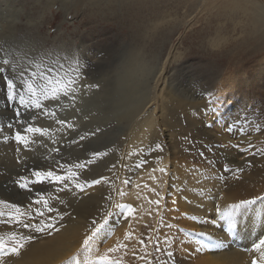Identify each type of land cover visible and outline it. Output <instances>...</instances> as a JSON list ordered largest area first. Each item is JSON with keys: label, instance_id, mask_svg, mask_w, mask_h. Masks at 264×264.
<instances>
[{"label": "rangeland", "instance_id": "374dc122", "mask_svg": "<svg viewBox=\"0 0 264 264\" xmlns=\"http://www.w3.org/2000/svg\"><path fill=\"white\" fill-rule=\"evenodd\" d=\"M49 2L50 0H0V17H6L2 18V22L5 20V24L7 21V25L10 23L7 27L4 23L0 24L5 26L0 44L7 42L20 47L19 51L13 47L17 62L4 65L6 70L0 74V151L3 153L0 152V199L4 200L0 203L2 241L6 238L12 240L13 233L37 234L29 233L11 219L16 214V208L10 205H16L20 212L25 213L20 219L26 223L43 219L59 227V217L63 216L65 220L70 216L69 211H74L80 205V198L70 193L71 190L74 191L77 185L88 181L92 176L106 173L113 167L114 158L122 152L121 144L126 138L129 121L127 117H116L109 113L115 108L113 102L116 97L120 96L114 94L119 64L130 51L145 55V60L149 61L147 69L151 72L140 79L146 93L150 94L152 90L155 79L151 80L153 73L164 63H167L166 83L174 90L171 89L175 93L174 97H178L180 101L187 100L190 96L191 99H197L203 95L202 99L208 96L207 102H210V86L216 80L220 83L228 75H233L239 89L249 82L247 95L251 103L256 105L254 113L264 115V73L259 72L264 67V23L258 27L254 24L255 18L264 21V15L252 13V8H257V5L264 7V0H55L54 10L42 12L43 6ZM236 2L248 11L234 13L231 9ZM62 3L66 8H61ZM244 22L245 30L249 33L232 30L233 24ZM217 39L227 42L219 49H214L213 42ZM66 49H70L79 59L80 66L95 55V59L90 60L94 63L90 71L93 77L96 72L105 74L104 71H108V77L112 80L106 82L105 95L100 92L103 84L89 80V85H99L92 88L98 89L96 91L102 94V98H96L88 92L81 98L78 90L74 101L64 97L63 89L68 76L63 72L53 76L50 83L42 80L39 75L32 76V70L23 79L20 78L21 69L29 64V61L24 60L25 52L29 57L42 59L44 65H49L53 63L54 53L62 57ZM98 58H102L100 63L96 62ZM38 71H44L47 75L46 68ZM70 75L74 76L75 73ZM10 76L15 87L8 86ZM101 77L96 79L100 80ZM256 77L259 80L254 82ZM85 82H82L85 85L82 86L92 89ZM30 86L35 89L34 92L30 91ZM41 89L47 96L41 94ZM54 91L58 94L56 100L51 99ZM134 95L138 96L136 92L132 93ZM37 103L41 105L40 108L36 107ZM187 108H175L182 121L178 123V127L173 126L177 130L168 131L174 144L178 145L180 137L181 148L193 149L202 142L195 138L197 131L191 126L192 118L187 116ZM92 112H99L101 115L97 118L90 117ZM61 120L64 121L63 124L58 122ZM160 127L161 124L156 127L158 134L152 143L153 147L144 150L141 156L145 162L152 163L147 168L155 167L165 159L164 152L160 154L155 150L163 147L161 141L165 140ZM27 128L40 131L29 132L26 131ZM17 133L27 141L26 144L16 141ZM162 150L164 151L162 148L160 152ZM187 162L194 164L196 161L187 159ZM37 172L41 173L39 177L35 175ZM47 172L66 179L62 182L55 181L46 177ZM239 173L236 169L232 176L236 177ZM21 184L25 187L22 188ZM108 190L109 186L105 185L100 199L85 206L89 209L102 206L108 197ZM38 200L41 203H36ZM43 201H47L52 212L48 211ZM110 209L111 206L102 216H94L90 215L92 213L81 212L84 209L79 208V214L70 216L62 225L72 220L74 223L91 225L92 228V221L102 223ZM38 212H43V217L36 215ZM159 215L160 213L156 215V223L153 216L148 215L143 219L141 215L143 223L140 227L132 225L130 234L136 232L137 242L128 249V253L142 252L127 264H194L196 257L188 256L190 252L186 250L187 243L183 242L180 246L170 242L171 238L162 230ZM31 216L35 220H30ZM56 232L38 233L41 236L33 244L48 242ZM101 233L90 241V248H80L62 264H105L99 259L102 256H107L106 264H110L113 256L110 255L108 246L102 245L98 239ZM89 234L90 232L87 235ZM140 240H144L143 245L139 243ZM183 241L187 242L186 239Z\"/></svg>", "mask_w": 264, "mask_h": 264}, {"label": "bare ground", "instance_id": "6f19581e", "mask_svg": "<svg viewBox=\"0 0 264 264\" xmlns=\"http://www.w3.org/2000/svg\"><path fill=\"white\" fill-rule=\"evenodd\" d=\"M60 5L61 8H66L64 3ZM254 8H252L253 14L264 15L263 6L257 5V8ZM231 10L234 13L248 11L238 2ZM8 16L11 18V15ZM2 18L6 17H0V24L5 22V20L2 22ZM7 23L8 21L4 23L6 27L10 25ZM263 23L264 21L260 18L254 20L257 27L262 26ZM238 24H233L232 30L236 32L238 29L240 33L245 32V22ZM3 27L5 26H0V37L4 36ZM247 33L249 32L246 31ZM225 42L217 39L213 42L214 49L224 46ZM145 57L139 52L130 51L124 56V61L119 64L120 72L116 73L118 83L114 94L120 96L116 97V101L113 102L115 108L109 111V114L128 118L126 138L121 144L122 152L118 153L116 159L114 158L113 167L108 172L92 176L87 183H82L83 191L80 187L75 188L74 191L71 190L70 193L80 198L81 206H77L78 208L74 211H69L70 216L78 215L79 208L84 209L81 212L102 216L111 206L108 215H105L106 218L108 217V223L98 239L101 240L102 245L108 246V250L111 247L118 248L119 245L124 247L109 251L113 256L109 261L110 264H127L141 255L139 252L142 251L128 253V249L137 242L136 232L130 234V229L133 224L137 228L140 227L143 223L142 217L145 219L148 215L153 216L156 223V215L159 213L162 230L171 238L170 242L173 241L180 246L183 242L187 243L186 250L190 252L188 256L196 257H193L194 264H252L253 259L257 260L258 264H264V261L260 260L259 253L251 251L254 243H258L259 239L264 237V202L257 199L256 204L243 215L223 219L220 216L221 213L231 211L229 205L242 200L264 197V115L254 113L256 105L251 103L247 95L249 82L244 84L245 89H239L233 75H228L220 83L216 80L208 89L210 102L218 97L223 100V103L215 107L207 102L208 96L202 99L203 95L197 99H191L192 96H190L187 100L180 101L178 97H174L173 89L166 83L167 63H164L153 73L151 80L155 79L149 94L144 92V83H140L141 77L151 72L147 69L149 61H146ZM94 59L95 55H92L90 60ZM90 60L79 67L78 70L82 75L75 87L81 98L86 92L102 98L101 95L106 93V82L112 78L108 77V71H104L105 74L96 72L94 78L90 72L94 63ZM100 60L102 61V58H98L96 62L100 63ZM259 72L264 73V67L260 68ZM99 76H102L101 79H96ZM90 79L96 84L97 82L103 84L100 91L103 92L102 94L96 91L98 89L83 87L85 85L82 82L87 80L85 83L89 85ZM257 80L259 79L256 77L254 82ZM133 92H136L138 96H132ZM212 93H215V96ZM81 98L79 99L82 100ZM183 106L184 109L188 107L186 114L192 118L190 122L194 131H197L196 140L202 142L196 144L193 149L181 148L180 137L177 140L178 145L174 144L172 135L168 131L175 129L176 125L178 127V123L182 121V119L179 120L176 109ZM99 112L98 114L92 112L90 117H99L101 115ZM158 114L160 115L157 116ZM159 124L165 138L161 141L163 147L160 149L163 148L164 151L154 149L160 154L164 152L165 159H162L155 167L147 168L146 166H151L152 163L145 162L141 156L144 150L153 147L152 143L157 139L158 134L156 127ZM165 141L166 144H164ZM187 159H194L196 162L191 164L187 162ZM160 169L164 171L161 172ZM236 169L240 173L233 177L232 174ZM101 177L105 179L100 184H91L92 180ZM125 180L129 183L125 184ZM105 185L109 186V190L103 205L96 209L85 206L100 199ZM157 201H159L158 205ZM129 205L133 209L131 213L126 207ZM217 205H219V212ZM70 216L60 221L59 231L51 240L34 245L33 241L41 235L32 234L34 238L25 245L19 256L3 257L0 264H62L82 248L83 240L91 229V225L83 222L74 223L72 220L62 225L69 220ZM106 218L102 219V223ZM141 235L144 238V233ZM209 237L213 240L227 241L228 250L216 255L209 250L198 252L197 249L211 243ZM184 239L187 242L183 241ZM3 242L7 246L12 244V240L7 238L3 239Z\"/></svg>", "mask_w": 264, "mask_h": 264}, {"label": "snow or ice", "instance_id": "6c2138e0", "mask_svg": "<svg viewBox=\"0 0 264 264\" xmlns=\"http://www.w3.org/2000/svg\"><path fill=\"white\" fill-rule=\"evenodd\" d=\"M55 8L54 0H50V2L43 6L42 12L46 13L48 11H52ZM13 47H15L16 51L20 50L19 45H10L7 42H3L0 44V74H3V72L6 70L3 66L4 65H10L15 64L17 62V57L14 54ZM47 55V53H45ZM50 59H53V57H50ZM24 60L29 61V64L24 69H21V75L20 78L23 79L24 76L28 75L29 70H32V76L39 75L42 80H46L49 83L51 82V78L55 75H58L59 73L63 72L65 75L68 76L67 81L64 84L63 89V96L67 97L71 100L76 99V89L75 87H71L77 83V81L81 78L82 73L78 70L79 65V59L71 52L70 49L65 50V54L61 57L58 55V53H54V59L53 63H50L49 65H44L42 59H37L36 57L32 56L29 57L28 53H24ZM40 68H46L47 69V75L44 71H38ZM70 73H75V75H70ZM8 86L15 87V84L13 82L12 77L10 76L8 78ZM89 88L92 87H99V85H89ZM70 88V90H69ZM30 91H35V89L30 86ZM41 94L47 96V93L41 89ZM213 96H215V93H212ZM51 99L56 100L58 99V94L54 91ZM21 101H23V96H21ZM212 106L215 107L217 104L223 103V100L221 98H215L212 102ZM40 104L37 103L36 107L40 108ZM73 107H75V104L73 103ZM55 115L54 113H52ZM59 123L63 124L64 121H58ZM71 127V125H69ZM26 131H40L39 129H33V128H27ZM81 139H84L83 136H81ZM16 141L18 143H27V141L19 134H16ZM251 147V146H250ZM98 155V153H96ZM79 167H84L83 165H78ZM161 172L164 171V169H160ZM225 171H228V169H225ZM36 176H40L41 173L37 172L35 173ZM46 177L53 179L55 181L62 182L66 179V177H61L55 175L53 172H47ZM105 179L104 177H101L100 179H94L91 181V184H100L101 181ZM88 181H86L87 183ZM125 184H128L129 181L125 180ZM21 187H25V185L21 184ZM77 187H80L81 191H83V187L81 185H77ZM257 199L264 202V197H257L255 199H248V200H242L239 203L229 205V208L231 209L230 212L227 213H221V218L229 217L233 218L237 215H243L247 213V210L251 208L253 205L256 204ZM0 203H3V201H0ZM36 203H41V201H36ZM46 208H48L49 212H52L53 209L48 206L47 201H43ZM157 205L159 204V201L156 202ZM10 207L16 208V214L11 217V219L18 225H21L24 229L28 230L29 233H45L48 232L51 234L53 230L59 231V228L56 226L55 223L40 220L39 222L35 223H26L23 220L20 219V217L24 216L25 213L20 212V209L16 205H10ZM125 207V206H120ZM129 213L133 211L132 207L126 206ZM217 211L219 212V205H217ZM36 215H39L43 217V212H38ZM30 220H35L34 216L29 217ZM59 219L62 221L63 216H60ZM108 223L107 219L104 220L103 223H97V221L93 220L92 227L89 229L90 234L86 235L85 239L83 240V244L81 245L82 248L88 249L90 248V241H93L95 238L98 237V235L102 232V230L105 228V225ZM234 227V225H232ZM203 235V234H200ZM34 237L32 235H23V234H12V244L11 246L5 245V243L0 240V261H2L3 257H12V256H19L21 254V250L25 248V245ZM211 243L205 244L201 248L197 249L198 252H203L205 250L211 251L213 255H216L217 253H224L229 248V243L225 240H213L211 237L208 238ZM139 243L141 245L144 244V240H140ZM120 247H124L123 245H119L118 248L110 249L109 251H116ZM251 251L259 253L260 260L264 261V237L259 239L258 243H254ZM75 259V258H73ZM102 262H107V256H102L99 258ZM252 264H258L257 260L253 259Z\"/></svg>", "mask_w": 264, "mask_h": 264}]
</instances>
